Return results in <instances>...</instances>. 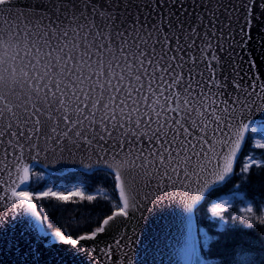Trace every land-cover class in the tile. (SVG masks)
<instances>
[{
	"label": "snow or ice",
	"instance_id": "obj_1",
	"mask_svg": "<svg viewBox=\"0 0 264 264\" xmlns=\"http://www.w3.org/2000/svg\"><path fill=\"white\" fill-rule=\"evenodd\" d=\"M257 8L264 0H0V210L76 253L123 233L114 243L133 264L127 223L146 203L178 200L188 214L183 256L202 264L191 214L237 172L264 169L254 151L237 167L246 139L264 150V119L253 118L264 113V72L252 59L245 71L237 52ZM41 154L106 170L111 192L49 179L34 193L44 175L23 161ZM237 197L247 226H264V208L239 185L209 201L210 222L223 228ZM101 201L107 211L94 220ZM202 235L207 247L212 237Z\"/></svg>",
	"mask_w": 264,
	"mask_h": 264
},
{
	"label": "water",
	"instance_id": "obj_2",
	"mask_svg": "<svg viewBox=\"0 0 264 264\" xmlns=\"http://www.w3.org/2000/svg\"><path fill=\"white\" fill-rule=\"evenodd\" d=\"M35 3V0H19V6ZM255 20L249 26L250 41L244 51L237 50L240 59L245 61L244 70L247 71L246 61L258 60L260 71L264 72V9L255 10ZM255 70V69H253ZM254 119L264 118V113L253 114ZM24 164L31 166L42 164L54 173L64 174L73 169H82L79 161L65 159L57 161L46 158L43 154L34 160L25 156ZM31 175V174H30ZM7 179V177H4ZM142 214H135L127 223V235L133 236L134 242L128 245L133 264H187L183 249L187 240L186 217L182 205L178 200L164 201L158 204H145ZM194 226V240L199 251L197 237V223L195 210L191 214ZM0 264H124L121 249L114 243L123 233L112 232L98 238L97 242L85 241L84 250L76 253L67 245L48 246L47 240H37L29 231L25 223L19 218V213L12 214L0 210ZM127 244V241L124 242ZM110 246L113 251L110 258L103 252L93 253L88 249H104Z\"/></svg>",
	"mask_w": 264,
	"mask_h": 264
},
{
	"label": "trees",
	"instance_id": "obj_3",
	"mask_svg": "<svg viewBox=\"0 0 264 264\" xmlns=\"http://www.w3.org/2000/svg\"><path fill=\"white\" fill-rule=\"evenodd\" d=\"M252 146L253 145L249 140L245 146L242 156L238 160L237 167L240 166V163L243 161V156L248 151H254L256 154L264 155L261 149L253 150ZM73 174L74 173L71 175ZM77 175L80 177L78 178L79 181L87 183L90 186L105 187L107 191L111 192L112 182L107 171H97L94 174L77 171ZM57 179L60 178L57 177ZM42 185L43 183H40L41 187ZM236 185H239V190L243 191L248 198L252 200L255 209L263 208L264 169H254L247 179L243 178L237 172V174L228 183L219 187L218 190L212 194V196L208 197V199L197 208L201 235L206 231L209 236L212 237L208 246L204 247L202 235V264H252L253 261L254 264H264V226L253 224L251 227H248L247 222L242 220L240 216H237L234 219L231 218L228 224H226L223 228H219L209 220V201H212L213 197L221 193L231 192ZM85 195H87V193H85ZM69 199L78 200L79 197L73 196ZM42 202L45 204V207L48 206L47 201ZM71 207L73 206L70 204L69 209H71ZM106 211V204L102 201L98 202L96 207L92 209L93 219L95 220ZM241 251L249 252L251 254L248 262L238 259L237 255Z\"/></svg>",
	"mask_w": 264,
	"mask_h": 264
},
{
	"label": "rangeland",
	"instance_id": "obj_4",
	"mask_svg": "<svg viewBox=\"0 0 264 264\" xmlns=\"http://www.w3.org/2000/svg\"><path fill=\"white\" fill-rule=\"evenodd\" d=\"M256 139H258V137H256ZM48 177V176H47ZM49 177L47 178V181L46 182H48L49 181ZM50 180H52V179H50ZM56 183H65L64 181H60V182H56ZM223 196V195H222ZM242 196V195H241ZM220 197V196H219ZM218 197V198H219ZM243 198H244V196H243ZM244 200H245V198H244ZM235 203H239L238 204V206L240 205L241 207H243V201L239 198V197H237L234 201H233V204H232V206L231 207H233V206H235ZM226 209H228V208H226ZM222 215H223V213H222ZM225 220V222L227 221L226 219H224Z\"/></svg>",
	"mask_w": 264,
	"mask_h": 264
}]
</instances>
